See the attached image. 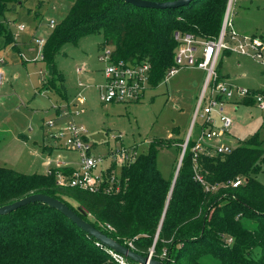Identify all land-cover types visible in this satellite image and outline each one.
I'll list each match as a JSON object with an SVG mask.
<instances>
[{
    "label": "trees",
    "instance_id": "obj_1",
    "mask_svg": "<svg viewBox=\"0 0 264 264\" xmlns=\"http://www.w3.org/2000/svg\"><path fill=\"white\" fill-rule=\"evenodd\" d=\"M70 1L69 12L52 28L40 52V61L51 66L47 89L57 93L56 80L61 77L54 58L62 46L100 33L112 62L148 63L149 85L157 87L174 66L178 47L174 33L200 40L217 38L228 4V0H193L180 8L154 10L121 0ZM4 2L0 0V20ZM1 40L0 50L15 42L2 22ZM250 91L264 97L263 91ZM242 101L255 104L251 98ZM167 141L153 140L145 153L120 169L122 185L117 193L58 186L56 173L68 176L72 168L25 175L0 167V207L43 194L64 203L91 226L143 257L151 254L152 259L166 264H264V185L256 180L264 164V149L258 134L229 154L198 155L197 171L205 186L194 178V140L189 138L172 191L173 172L165 180L157 167L159 150L174 145ZM181 150L179 147L177 155ZM239 178L243 184L233 188ZM0 264L119 263L65 216L35 203L0 216Z\"/></svg>",
    "mask_w": 264,
    "mask_h": 264
},
{
    "label": "rangeland",
    "instance_id": "obj_2",
    "mask_svg": "<svg viewBox=\"0 0 264 264\" xmlns=\"http://www.w3.org/2000/svg\"><path fill=\"white\" fill-rule=\"evenodd\" d=\"M233 2L229 15L233 29L240 35L260 37L264 42V0ZM4 4L5 12L0 22L4 28H9L15 42L0 50V69L4 70L1 76L3 86L0 85V167L33 175L44 174L50 160L55 162L66 157L72 162L77 161V154L58 147V142L50 138L43 141L39 124L55 117L51 106L59 101L58 93L63 94L66 90L64 93L70 97L71 91L82 84L89 87L83 91L87 98V112L83 119L88 120L87 137L94 144L93 157L103 160V166H107L110 163L107 157L113 151L137 146L138 154H142L153 140L166 144L171 140L174 145L159 150L157 167L165 180H170L172 172L174 178V165L177 169L180 158L177 150L189 135L204 80L202 71H177L157 87L147 88L139 102L102 105L95 86L104 82L107 64L99 57L110 48H103L104 37L100 33L85 36L76 44L62 46L54 58L55 69L61 77L56 80L58 93L47 90L48 69L40 61L42 46H38L35 40H45L49 36L52 28L69 12L72 1L5 0ZM21 25L23 30H19ZM0 44L3 45L2 40ZM223 53L217 63L221 80L264 92V72L259 63L236 53ZM76 69L83 70L78 74ZM89 80L94 83L89 84ZM33 87L41 90L42 96L38 92L34 94ZM36 103L45 105L35 108ZM224 114L232 119L233 126L221 138L222 143L235 148L258 134L264 149V111L255 104L228 102L224 105ZM202 124L198 118L189 136L191 139L199 136ZM13 125L26 126V130H20L21 134L17 135ZM44 131L46 133V127ZM43 143L53 148L51 153L42 150ZM256 180L264 185V164Z\"/></svg>",
    "mask_w": 264,
    "mask_h": 264
},
{
    "label": "built area",
    "instance_id": "obj_3",
    "mask_svg": "<svg viewBox=\"0 0 264 264\" xmlns=\"http://www.w3.org/2000/svg\"><path fill=\"white\" fill-rule=\"evenodd\" d=\"M234 0H228L225 16L219 32L215 39L200 40L190 34L174 33V40L178 47L174 56V66L165 74L163 81L173 76L177 71L184 69H198L204 72V80L198 96L196 109L193 113L189 135L182 145L186 150L189 136L192 133L196 121L200 118L203 122L199 136L194 139L191 152L194 158L195 180L205 186L196 166L198 155L214 156L229 154L233 148L221 142L233 126L232 119L224 114V105L236 100L251 98L255 105L264 110V97L260 94H252L249 89L228 84L220 79L217 73L218 59L223 52L236 53L240 56L250 58L259 63L264 72V42L256 36H240L231 26L229 15ZM53 27V24H50ZM24 26H19L23 30ZM38 46H43L44 40H35ZM99 60L107 65L104 69V83L99 87V101L103 105L128 104L139 102L144 91L150 87V70L148 63L131 64L123 61L112 62L110 49L105 51ZM78 72H81L78 69ZM0 74V85L2 83ZM162 81V82H163ZM81 86V84H80ZM235 103V102H234ZM79 112H75L77 115ZM46 127V136L69 151L78 154V167L73 169L70 175L56 174V184L61 187L78 188L90 193H96L101 188L107 194L117 193L121 189L119 170L126 164L138 157L134 147L121 148L113 151L107 157L109 165L103 166V160L96 159L92 155L93 146L87 138V129L83 124L70 121L62 127L56 124V119H50L43 123ZM184 155V153H183ZM48 162L51 169L63 168L62 163ZM119 170H116V169ZM242 178L232 183L236 188L243 184ZM208 190V187H206ZM110 228L109 226H107ZM232 242V239L227 241ZM119 264H130L125 258L109 252ZM151 255V254H150Z\"/></svg>",
    "mask_w": 264,
    "mask_h": 264
},
{
    "label": "water",
    "instance_id": "obj_4",
    "mask_svg": "<svg viewBox=\"0 0 264 264\" xmlns=\"http://www.w3.org/2000/svg\"><path fill=\"white\" fill-rule=\"evenodd\" d=\"M121 1L130 4L132 6H135L137 8L164 10V9H175L186 6L193 0H175L172 2H151L146 0H121ZM47 69H48V76H50L51 66H48ZM183 153L184 150L182 149L179 158V163L172 181L171 191L176 181V177L183 157ZM170 195L168 197V201L170 199ZM35 203L44 204L52 209H55L60 214L65 216L69 221H71L77 228L85 232L88 236L92 237L98 244H100L102 247L107 249L109 252L116 254L120 257H123L127 260H130L134 262V264H166L163 263L162 261L152 259L151 255L147 257H143L137 254L136 252L130 250L129 248L121 245L116 240L106 236L103 232L91 226L88 222H86L84 219L78 216L74 211L69 209L64 203L43 194H31L11 204L0 207V216L8 215L11 212H15L19 208ZM78 211L80 214L85 216V212L83 210L78 209Z\"/></svg>",
    "mask_w": 264,
    "mask_h": 264
},
{
    "label": "crops",
    "instance_id": "obj_5",
    "mask_svg": "<svg viewBox=\"0 0 264 264\" xmlns=\"http://www.w3.org/2000/svg\"><path fill=\"white\" fill-rule=\"evenodd\" d=\"M231 26H232V23H231ZM233 28V27H232ZM234 30V29H233ZM235 31V30H234ZM236 32V31H235ZM238 34V33H237ZM240 35V34H239ZM240 36H247V35H240ZM247 37H251V36H247ZM257 37V36H256ZM260 38V37H259ZM46 40V39H45ZM227 54L226 52L223 53V55ZM39 58H40V55H39ZM83 69H80V71H82ZM198 70V69H197ZM201 71V70H200ZM4 72V70H1L0 69V74L2 76V73ZM76 72L78 74H80L81 72H78V69H76ZM203 75H204V72L202 71ZM3 83V82H2ZM1 83V85H2ZM94 81L93 80H89V84H93ZM104 83V82H103ZM102 83V84H103ZM203 84V83H202ZM82 85V84H81ZM3 86V85H2ZM1 86V87H2ZM101 86V84H100ZM99 85H96V90L99 94V91H98V88L100 87ZM89 87L88 86H79L77 87V89L74 91H71V96L68 97L64 92H66V90L63 91V94H58L60 95V99L58 102H55V104H53L51 106V108H53V111H54V114H55V117L53 118L54 120L56 119V124L59 126V127H62L64 126L65 124L69 123L70 121H75L77 123H80V124H83L85 127L86 125H88V120H85L83 119V115L86 114L87 112V109H86V106H87V98L83 95V91L84 89H88ZM202 88V87H201ZM245 88V87H243ZM64 89V88H63ZM246 89H249V90H254L252 88H246ZM48 90V89H47ZM47 90H44V91H47ZM32 91L34 94H37V92L40 94V96H42L41 94V90H38L37 87H33L32 88ZM201 91V90H200ZM48 92V91H47ZM200 93V92H199ZM198 93V95H199ZM197 95V96H198ZM99 96V95H98ZM235 102V103H234ZM233 103L234 104H243V101H240V100H236L234 101ZM31 105V104H30ZM45 105V104H44ZM43 104H38L36 103V105L34 106L35 108H42L44 106ZM103 105V104H102ZM1 106V104H0ZM106 106V105H105ZM264 111V110H263ZM75 112H79L77 115H74ZM37 113H35V116H36ZM27 115H28V111H27ZM33 118V117H31ZM50 120V119H49ZM45 122V120H42V122L39 124V129L41 130L42 132V137H43V141H45V138L49 139L47 136H46V133L44 131V126H43V123ZM192 122V120H191ZM191 128V126H190ZM13 129L14 131L16 132V134H21L19 133L20 130H26V126H23L21 127L20 125H13ZM87 129V128H86ZM190 131V129H189ZM189 134V133H188ZM46 136V137H45ZM87 136H88V131H87ZM88 138V137H87ZM197 138V137H196ZM194 138V139H196ZM193 139V140H194ZM89 142L91 143L90 139L88 138ZM54 141V140H53ZM92 144V143H91ZM58 147H62L64 148L62 145H60L59 143L56 144ZM93 148H94V144H92ZM131 148V147H129ZM134 148L137 150V146H134ZM53 150V148H51L50 146H47L45 143H43V147H42V150L43 151H46L47 153H51V151ZM66 149V148H65ZM67 150V149H66ZM75 153V152H74ZM77 154V153H76ZM140 155V154H139ZM138 155V156H139ZM58 162L62 163V166L65 167V168H72V169H76L78 167V154H77V161L75 162H72L70 159L66 158V157H62L60 160H57ZM57 161L53 162L52 161V165L54 166V163H56ZM109 165V164H108ZM48 168H50V166L46 165V170L44 173L47 172ZM116 169V168H115ZM116 170H119V169H116ZM121 170H119L120 172Z\"/></svg>",
    "mask_w": 264,
    "mask_h": 264
}]
</instances>
